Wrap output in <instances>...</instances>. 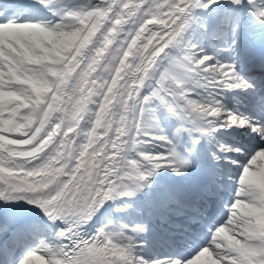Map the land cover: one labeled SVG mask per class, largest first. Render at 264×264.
Instances as JSON below:
<instances>
[{"label": "snow or ice", "instance_id": "snow-or-ice-1", "mask_svg": "<svg viewBox=\"0 0 264 264\" xmlns=\"http://www.w3.org/2000/svg\"><path fill=\"white\" fill-rule=\"evenodd\" d=\"M257 29L264 0H0V264H264Z\"/></svg>", "mask_w": 264, "mask_h": 264}, {"label": "bare ground", "instance_id": "bare-ground-1", "mask_svg": "<svg viewBox=\"0 0 264 264\" xmlns=\"http://www.w3.org/2000/svg\"><path fill=\"white\" fill-rule=\"evenodd\" d=\"M256 31H259V30L257 29ZM169 179H170L171 181H173V182L178 181V179L175 178L171 173H170ZM154 238H155V236H154ZM155 243H156V241H155V239H154V241H153V250H154V244H155Z\"/></svg>", "mask_w": 264, "mask_h": 264}, {"label": "rangeland", "instance_id": "rangeland-1", "mask_svg": "<svg viewBox=\"0 0 264 264\" xmlns=\"http://www.w3.org/2000/svg\"><path fill=\"white\" fill-rule=\"evenodd\" d=\"M166 171V170H165ZM166 173H167V171H166ZM168 174H170V173H168Z\"/></svg>", "mask_w": 264, "mask_h": 264}]
</instances>
